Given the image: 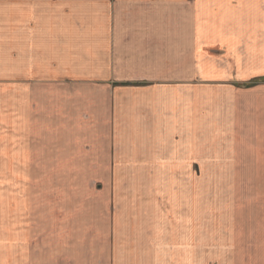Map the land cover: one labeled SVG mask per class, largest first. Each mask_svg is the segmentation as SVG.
<instances>
[{
  "label": "crops",
  "instance_id": "obj_1",
  "mask_svg": "<svg viewBox=\"0 0 264 264\" xmlns=\"http://www.w3.org/2000/svg\"><path fill=\"white\" fill-rule=\"evenodd\" d=\"M3 153L13 227L0 264L70 263L35 244L39 202L79 210L51 177L104 185L77 264H226L222 224L193 197L229 163L264 164V0H0ZM140 178L152 200H124Z\"/></svg>",
  "mask_w": 264,
  "mask_h": 264
},
{
  "label": "rangeland",
  "instance_id": "obj_2",
  "mask_svg": "<svg viewBox=\"0 0 264 264\" xmlns=\"http://www.w3.org/2000/svg\"><path fill=\"white\" fill-rule=\"evenodd\" d=\"M5 120L8 123V117H5ZM3 157H5L4 160H0V251L6 252L9 251V228H12L13 224H10L12 213L9 208L11 201L9 155L3 153ZM246 163L244 161L232 162L227 166L232 169L231 171H221V175L217 174L216 177L200 178L201 181L197 184V189L198 193L203 195L195 196L197 200L193 197L194 203L198 201L197 203L207 205L206 214L212 223L222 224L216 226L215 229L220 227L218 230L221 234L225 233L222 238L227 241L224 250L227 251L225 256L229 259L228 264H264V164H259L257 168L252 170H246L245 167H249ZM48 180L50 187L59 190L58 199L63 202L65 200L64 203L79 210L75 213L74 218L67 211L69 207L66 206L68 205H59V208L56 207V209L44 213L39 202L35 212L37 219L34 221L35 228L33 230L36 239L35 244L39 239L38 237H41L40 240H42L44 249L56 250L61 262L77 264L70 256L72 252H75L74 248L76 250L83 248V252H87L85 247L91 240V236L86 234V227H84L89 218L88 205L93 199L108 201L104 198V193L100 194L99 192L104 185L101 178H76L74 183L70 182L73 179H69L70 185H73L77 190L81 189L80 201L78 191L76 197L70 192L67 178L51 177ZM148 180L140 178L135 180L136 184L130 183L134 186L127 187V190L132 192L130 194L125 193L124 200L140 201L141 205L148 200L151 201L152 195L147 196L149 194L146 195L145 193ZM150 180V185L153 186L154 179L151 178ZM158 180L162 183V187L158 191V198L161 202L169 203L171 201L170 180L164 177L158 178ZM126 181L120 184L121 190H126ZM184 183L185 179H178V201L182 200L180 195H185ZM193 206L196 208L197 205L193 204ZM160 212L162 217L169 214L168 209H162ZM42 219L46 222L44 227ZM43 229L47 231L43 232ZM53 235H56L57 239ZM97 261L99 264H107L108 262L106 258L101 257Z\"/></svg>",
  "mask_w": 264,
  "mask_h": 264
}]
</instances>
